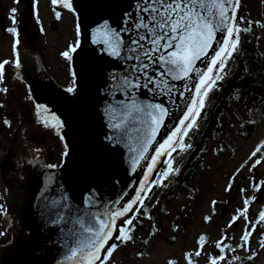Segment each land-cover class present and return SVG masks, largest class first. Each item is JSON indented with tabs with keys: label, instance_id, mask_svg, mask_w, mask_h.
<instances>
[{
	"label": "water",
	"instance_id": "water-1",
	"mask_svg": "<svg viewBox=\"0 0 264 264\" xmlns=\"http://www.w3.org/2000/svg\"><path fill=\"white\" fill-rule=\"evenodd\" d=\"M142 2L71 0L72 8L68 10L76 14L79 33L70 52L72 86L59 85L39 53H30L18 44L20 63L19 67L16 63L8 65L14 69L11 76L25 81L35 106L54 125L61 126L54 127V131L65 150L59 165L46 166L53 151L48 145L51 133L37 126L33 104L23 99L14 85L10 98L6 96L10 110L0 100V131L7 134L10 142L9 152L0 156L1 193L6 202L2 221L8 231H13V240L0 246V264L87 262L93 243L103 231L101 222L116 226L117 218L130 212L124 209L141 195V186L149 182L162 157L156 156L154 149L159 150L160 144L180 127L178 122L195 97L193 89L200 74L210 66L209 61L221 45L213 43L205 52L206 59L194 61L195 72L190 78L167 73L165 66L153 63L140 51L142 47L158 57L177 50L152 52L153 35L135 28L141 15L137 6ZM239 4L240 0L235 20ZM55 22L56 19L53 26ZM138 35L145 39L135 45L132 41ZM225 38L223 32H217V39ZM113 47L119 55L113 53ZM133 48L137 50L131 51ZM147 77H152L154 83L145 87ZM69 88L73 91L69 92ZM158 104L167 110V115L149 142L151 118ZM2 110L21 116L16 132L4 127L6 116ZM116 124L121 127H114ZM27 125L32 127L36 144L26 137ZM34 153L37 156L32 159ZM18 155L25 160L22 165ZM73 252L77 255L73 256Z\"/></svg>",
	"mask_w": 264,
	"mask_h": 264
},
{
	"label": "rangeland",
	"instance_id": "rangeland-1",
	"mask_svg": "<svg viewBox=\"0 0 264 264\" xmlns=\"http://www.w3.org/2000/svg\"><path fill=\"white\" fill-rule=\"evenodd\" d=\"M13 8L17 9L15 23L11 11ZM35 8L34 15L33 0H0V63L8 62L0 71V100L2 106L10 110L6 96L10 98L11 88L16 85L17 93L33 104L32 115L37 126L51 133L48 145L53 151L46 159V166H49L61 161L64 149L61 137L55 133L54 123L35 106L27 83L11 76L14 69L8 65L16 63V41L19 40V44L30 53H39L45 67L59 85H72L70 61L63 53H69L75 45L78 28L75 13L58 4L53 5L51 0H36ZM248 22L252 25L256 49L262 54L264 65V0H240L236 23L245 25ZM9 28H16V32L10 33ZM2 113L7 122L4 127L16 132L21 116L7 114L6 110H2ZM242 113L246 115L245 108H242ZM45 121L49 122V126H45ZM231 121L233 124L226 128V135L234 146L232 156L216 154L213 150L214 140L208 138L203 166L190 181L191 190L170 198L162 196L150 206L149 217L139 228L142 234L151 230L147 251L139 255L135 244L119 243L115 237L117 231H114L105 247L113 242L117 248L105 264H169L171 258L177 264H188L187 255L196 259L194 264H216L218 261L212 258L214 251L218 252V242L228 247L238 246V264H264V221L256 217L264 205V157L257 156L258 153L252 155L257 141L264 134V117L249 136L239 133V122L235 117H231ZM59 128L60 125L55 127ZM25 131L27 139L36 144L32 127L27 125ZM9 145L7 134L0 131V156L9 152ZM36 156L34 153L31 158L35 159ZM163 159L162 155L150 179L156 175L155 170L164 162ZM17 160L21 165L25 161L20 155ZM257 160L259 164L255 163ZM245 210L246 215H241ZM121 218H117L116 230ZM254 218H257L255 227L251 225ZM247 230L250 238L242 246V236ZM202 233H207L209 243L199 242L197 238ZM2 234L4 238L7 236L6 231ZM197 252L200 255H196ZM242 255L248 257L245 262H240ZM98 263L96 261L95 264Z\"/></svg>",
	"mask_w": 264,
	"mask_h": 264
},
{
	"label": "snow or ice",
	"instance_id": "snow-or-ice-1",
	"mask_svg": "<svg viewBox=\"0 0 264 264\" xmlns=\"http://www.w3.org/2000/svg\"><path fill=\"white\" fill-rule=\"evenodd\" d=\"M53 5L62 4L66 9H71V0H51ZM239 0H143L142 4L137 6L138 13H141L137 17V23L135 24L136 29L147 30L153 35L152 44L154 53H161L162 50L177 49L166 55L162 54L157 56L151 55L150 52L144 51L143 55L147 59H151L153 63H161L166 67L167 73L177 72V78H190V74L195 72L194 61L206 59L205 52L209 50L213 43H218L221 46L215 50L214 57L209 61L208 66L204 72L200 74L197 86L194 87L195 97L189 102L190 106L185 110L183 118L178 122L180 127H177L172 132L171 136L168 137L159 146V150H155L156 156H166L165 164L167 171L159 173V178L154 181L155 185H161L165 179L169 177V173L173 171L174 159L173 153L178 151L188 152L191 148V144L185 145L184 138L190 135L191 131L198 126V119L201 118V111L206 109V101L210 102V93L215 90L218 81L225 79V71L229 65L230 59L233 57L235 51L238 50V44L241 43L239 33L241 31H248V29H237V35L235 40L233 37L232 22L235 20V9L238 5ZM36 0H33L34 15L36 14ZM13 22L15 23V13L17 9L13 8ZM146 14V16L144 15ZM59 15V12L56 13ZM147 17V18H146ZM127 30V29H126ZM10 33H15L16 28H9ZM217 32H223L226 36L224 40L217 39ZM107 35V34H106ZM145 37L137 36V39L132 41L133 44L139 45L140 40ZM112 37L109 36L108 42L111 43ZM164 41V43H160ZM19 44V40L16 41ZM119 43V41H117ZM75 49L73 48V51ZM137 49L133 48L131 51L135 52ZM113 53L119 55L116 47H113ZM65 57H69V53L66 51L63 53ZM138 59L139 57H133ZM7 61L0 63V71L3 70L4 64ZM19 58L16 59V65L19 67ZM148 65H143V70L146 72ZM215 75H212L214 73ZM165 75V73H161ZM148 83H154L152 77H147L145 87ZM135 87L139 88L137 84ZM69 92L73 89L69 88ZM154 110L156 114L152 115L151 118V134L149 136V142L151 138L157 134V129L161 126V122L167 115V110L162 105H155ZM187 122V123H186ZM7 123V122H5ZM45 126H49V122L45 121ZM58 127L59 125H52ZM114 127L120 128L121 125L116 124ZM180 136V141L177 145H174L173 137ZM147 149V145L145 146ZM260 150L257 149L252 153L253 156ZM152 163L155 164L156 160L153 158ZM259 164L260 161L255 162ZM150 172L151 168L148 169ZM175 171H179L178 168ZM142 191L145 190V186H141ZM139 203L143 206V199L139 196L136 201L129 204L124 212L127 213L132 210L133 204ZM247 203V201H245ZM242 213L241 215H246ZM117 216L121 213H117ZM261 221H264V214L260 216ZM126 226L133 224V219L129 218L125 220ZM101 228L103 231L98 237L97 241L93 243L92 249L89 251V259L87 262L82 261V264H95L99 261V264H105L108 257H111L113 251L117 248V244H112L107 250L106 255L101 258L100 253L109 239H111L114 231H117L114 223L104 224L101 222ZM119 234L116 236L117 241H125L132 239L131 235H125L128 228H119ZM242 240L245 244L249 240L247 234L242 236ZM218 247H221L223 252L224 247L218 242ZM77 253L73 252V256ZM196 255H200L197 252ZM221 259H224L222 256Z\"/></svg>",
	"mask_w": 264,
	"mask_h": 264
},
{
	"label": "trees",
	"instance_id": "trees-1",
	"mask_svg": "<svg viewBox=\"0 0 264 264\" xmlns=\"http://www.w3.org/2000/svg\"><path fill=\"white\" fill-rule=\"evenodd\" d=\"M237 29H248V31L239 33L241 43L238 44V50L234 52L226 68L225 79L217 82L215 90L210 93V102L206 101V109L201 111L198 126L191 131L189 136L184 138L185 145L191 144L192 148L188 152H174V159L172 160L173 171L169 173V177L165 179L164 183L155 185L154 181L159 178L158 174L167 171L166 156H163L164 162L159 168L157 167L155 170L156 175L150 179L145 190L140 195V198L144 201L143 206L137 202L132 210L118 221L115 237L119 234V228L122 226L128 228L125 235H131L132 239L123 242L135 244L139 249V255L147 251L152 234L151 230L147 234H142L139 230L145 218L149 217L150 206L162 196L170 198L182 191L191 190L190 181L203 166L207 139L214 140L213 150L216 154L230 157L234 152V146L227 138L226 128L233 124L231 117H235L238 120V131L246 136H249L257 128L258 122L264 117V65L261 61L262 54L256 49L252 25L249 22L245 25L235 23L233 40L236 38ZM212 75H215V69ZM242 108H245L246 115L242 113ZM180 138L178 136L174 145L179 143ZM262 139L259 145L264 143V137ZM257 153V156L264 157V148ZM176 168L179 169L178 172L175 171ZM261 214H264V205L256 215L259 220H261ZM129 218L133 219V224L126 226L124 222ZM257 218L252 221L251 225L254 227L257 225ZM245 234L250 238L249 230L243 235ZM197 239L200 243L210 242L209 238H207V233H202ZM118 242L123 243L121 241ZM243 243L245 244V241L241 240V245ZM111 244L105 247L101 258L106 255ZM239 252L238 246L230 245L229 247H224L223 252L221 247H218V252L214 251L212 259L214 261L217 260L219 264H238L239 260L236 255ZM222 256L224 259H221ZM247 258L246 255H242L240 262H245ZM108 259L109 257L105 263H107ZM169 260V264H177L174 258ZM188 260L189 264L196 262V259L191 257H188Z\"/></svg>",
	"mask_w": 264,
	"mask_h": 264
},
{
	"label": "flooded vegetation",
	"instance_id": "flooded-vegetation-1",
	"mask_svg": "<svg viewBox=\"0 0 264 264\" xmlns=\"http://www.w3.org/2000/svg\"><path fill=\"white\" fill-rule=\"evenodd\" d=\"M263 137H264V134L262 135L261 139L257 141L254 151L257 149L262 150L264 148V143L262 145L261 144L259 145V143L263 140L262 139ZM1 190H2V186H1V169H0V224H3L2 226H0V246L5 245L8 242L13 240V231L12 230L8 231L6 223L2 221L3 217L5 216L4 213L6 211V202H5V198L3 194L1 193ZM261 208L262 207H260V209ZM5 231H6L7 236L4 238L2 233H4ZM185 253L188 254V252H185ZM188 257L190 256L187 255L185 258L188 260ZM188 264H189V260H188Z\"/></svg>",
	"mask_w": 264,
	"mask_h": 264
},
{
	"label": "bare ground",
	"instance_id": "bare-ground-1",
	"mask_svg": "<svg viewBox=\"0 0 264 264\" xmlns=\"http://www.w3.org/2000/svg\"><path fill=\"white\" fill-rule=\"evenodd\" d=\"M74 12V11H73ZM75 13V12H74ZM76 15V14H75ZM39 112H41V111H39ZM42 113V112H41ZM43 114V113H42Z\"/></svg>",
	"mask_w": 264,
	"mask_h": 264
}]
</instances>
